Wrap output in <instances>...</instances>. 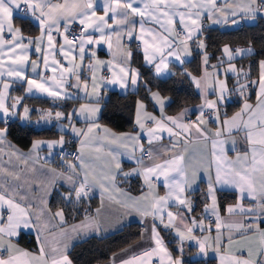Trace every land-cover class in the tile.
I'll return each instance as SVG.
<instances>
[{
	"label": "crops",
	"instance_id": "1",
	"mask_svg": "<svg viewBox=\"0 0 264 264\" xmlns=\"http://www.w3.org/2000/svg\"><path fill=\"white\" fill-rule=\"evenodd\" d=\"M54 3H63V0H53ZM73 0H69L72 3ZM153 0H137L134 7H141L142 11L146 12L144 17L131 16L127 27L121 25L119 28L113 24L112 19H108L109 24H113L116 32L112 35L110 45L101 41L98 45H86L84 60L81 61L78 55L79 45L74 44L71 47L65 46V51L68 52L67 59L64 54L59 51L61 45L65 44L64 37L66 36L64 30L65 22L60 21L59 33L52 31V45L49 47L46 43L47 36L44 37V42L38 46L41 53L47 56L50 68L43 69L41 63V53L36 52L37 45L35 43L29 44V40L36 41L42 34V29L35 19L24 17L19 10L13 12V26L19 29V33L14 35H22L26 39L22 41L27 45L29 51L27 53L29 61H35L39 65L38 71L44 76L51 77V67H59L53 64V61H59L60 65L65 68L70 66V62L77 65L76 71L79 73V82L83 84L88 83L89 98H85L83 89H76L74 85L77 83L72 75L65 76V90L72 94V98L64 99L58 102H53L51 98L39 93H27V84L23 81L18 82L15 78L0 77L3 83L9 84L6 92V105L15 103V98H22L21 103L24 107L29 109H40L48 111L53 114L57 111L68 115L74 109H79L81 105H88L91 108H98L96 113L95 125L92 132L88 133L87 137L75 135L71 128L75 127L78 130L86 132L92 126L90 121H85L83 117H73L68 120L61 119L66 122L67 132L57 129L56 121L52 120L45 125L36 124L35 121L41 117V112L31 111L28 119H22L23 107L15 109L17 116H10L4 118L0 116V129H5V135L0 138V189L10 194L16 203L21 207L27 209L29 216L28 228L17 229L18 234L12 238L3 236L0 238V243L5 245H13L10 252L0 248V258L8 259L9 256L18 257L17 264H51L53 259V250L55 257L67 256L71 264H75L71 257V250L78 243L93 236H106L121 230L130 223H137L140 227V236L137 240L127 244L121 249L115 251L111 257L102 263L97 264H121L122 261L131 260L133 257H142L145 251L154 247V242L151 239V229L153 225L159 233L163 241V246L167 248L168 252L174 260H180L185 264L186 259H214L215 264H234L235 260H247L249 264H259L264 251V201L261 200V187L264 185V171L259 170L260 161L264 160V145L259 142L264 140V128L261 124L264 123V103H261L259 98V85L261 79V66L259 62L258 76L249 78V68L245 64H239L238 60L253 53L251 46H229L235 53L236 49L251 48L252 52L243 56H235L230 62L226 59L224 53L214 62L209 60V54L206 52V42L204 31L201 26L203 20L206 21L207 27L233 28L240 26V24L255 23L259 17L264 18V4L262 0H216L215 9L233 8L237 15L234 17L238 21L235 25L232 24V18H229V13L223 11H208L211 5L208 0H164V3L170 7L163 9L169 13L168 16H158L152 10ZM195 3L201 8L186 9L184 5ZM142 4H148L149 8L144 9ZM252 10L248 15L241 16V11H248L249 6ZM96 16H103V0H95L94 3ZM192 13L189 16V13ZM148 13H151L149 15ZM181 14L183 21H181ZM152 17H156L155 19ZM159 20V23L157 22ZM226 20V23L217 21ZM171 21V22H169ZM192 21L200 26L199 32L192 39L181 40L176 35L177 27L187 31H195V25ZM90 24L98 23L95 18L88 21ZM134 22V23H132ZM141 23L143 24V33H141ZM70 25V24H69ZM68 25V26H69ZM107 29L105 30L107 34ZM131 31L132 36L128 37L127 32ZM186 31V29H185ZM93 39H99L100 33L92 31ZM119 36V39H117ZM67 37V36H66ZM5 41L11 39V34L5 32L3 34ZM68 39V37H67ZM68 41H70L68 39ZM147 41V44H145ZM171 44L169 48L167 45ZM203 47H200V45ZM147 47L148 51L145 52ZM159 56H165L164 64L167 67L156 74L155 65L160 63L159 59H154L148 62L146 57H152L153 53ZM194 49L202 52V71L198 75H191L196 80L202 83L205 78V72L208 73L207 80L213 84L216 89V94H213L210 89L207 95L202 89L192 83L198 93L201 101L197 104L183 107L177 112L171 113L167 110V105L171 101V97L162 94L159 90L154 89L149 92V105L142 98H138L135 103V110L132 116V125L125 130H116L111 125L100 120L103 111L104 102L107 100L112 92L119 94H128L135 92L141 85L142 78L139 69L134 64L135 52H139L142 56L143 63L152 68L153 74L158 78H168L175 74V66H183L193 56ZM19 52V50H17ZM174 52L176 56L180 57L183 63L177 61L175 56L168 55L169 52ZM95 53L94 56L91 53ZM4 71H7L8 53L7 47L3 49ZM131 53L129 57L128 54ZM208 58V64L217 65V69L204 66V57ZM221 60L224 63L221 64ZM100 62V63H98ZM103 62H111L112 67H108ZM229 63L233 64L237 70L238 75H233L231 72H224L228 68ZM94 65L92 70H89L88 65ZM115 65L135 70L139 73L137 85L132 86L130 83L127 88L120 87V83H107L113 79H118L120 73ZM25 71V76L31 78H38L34 73L30 72V66ZM109 72V79H103V71ZM116 72V77L112 73ZM223 72L214 79V73ZM242 73H248L244 76ZM95 77V93L93 92V82L89 77ZM60 79L59 75L56 77ZM223 81L226 85L223 100H219V83ZM257 83H253V82ZM239 82V83H238ZM127 83V81H125ZM240 85H246L243 90ZM18 88L21 93L15 92ZM4 89L0 87V92ZM156 93L165 101L162 110L151 98V94ZM49 100L40 101V100ZM205 100L216 101L215 114L211 119L205 114L204 108L203 117L200 116L201 106L204 105ZM71 103L69 110H64L59 104L64 102ZM73 102H76L75 105ZM143 104V108H140ZM234 104V108H230ZM251 105V110L242 113L233 124H225L224 121H232L237 113H241L244 105ZM67 105V104H66ZM184 113L179 121L183 124H196L203 135L198 133L195 128L190 129V134L184 135H169L168 132L162 131L159 133V138L156 136L148 137L147 129L155 128L156 125L151 122L148 117L154 116L157 120L164 117H178ZM251 117V119H250ZM139 118L140 124L144 126L145 131L141 132L137 124ZM17 120L23 125L35 129H47L54 127L57 133L40 132L33 138L30 147L22 148L15 143L8 135L7 121ZM167 127L172 128L173 132H179V129L172 124L167 123ZM41 126V127H39ZM107 129V131H103ZM220 135L217 136L216 133ZM251 133V139L248 138ZM119 136H138V140H116ZM60 135L65 137L62 147L66 143L68 135L74 139L77 149V156L83 159L84 166L81 167L77 157L68 164L70 159H60L57 157V150L61 145H56L59 141ZM37 141L52 143L53 147L49 148L48 143H43L41 146L33 150V144ZM86 141L85 143H82ZM213 141H216L215 149L213 148ZM56 145V147H55ZM137 145L141 146L143 151L138 150ZM61 147V148H62ZM60 148V149H61ZM59 149V150H60ZM58 150V151H59ZM149 154V157L146 156ZM177 154L183 156L184 165V192L181 199H184L191 204L192 211L189 213L185 211L183 206L174 204L173 200H169L167 205H162L165 212H171L176 216L173 221L174 226L168 225V217H163V223L160 222L159 216L153 217L151 214V205L159 197L168 196V185L173 184L172 180H165L164 175H174L170 170L165 174H160L159 178L155 176L149 181H145L144 169L152 167L154 164H163L165 160L171 159ZM255 156L256 164H252V157ZM217 158L221 169V175L224 176L228 172H237L244 174L245 171L251 170L253 167L257 171L253 174L255 180L256 196L255 198L248 197L241 198L239 188L231 184H219L215 178ZM139 161V162H138ZM231 162V163H229ZM69 165L76 167L70 168ZM117 165L119 167L117 168ZM87 170L89 177V184L91 187H86L87 196H82L76 199L73 187L78 188L70 183L69 177L72 180H78L83 176ZM131 173L130 175H124ZM133 179H138L140 182V190L133 191L130 188V183ZM209 182H211L214 191L215 201L217 205V214L219 216L220 228L217 231V217L209 208L205 211L206 206L212 204L209 193ZM55 190L62 192L66 197L71 196V201L74 207L87 209L91 201L96 204L92 211L83 213L82 216L69 221L66 212L63 208H51L50 201ZM199 191L203 198H207V204L197 209L195 192ZM232 192L236 195L233 202L227 203L221 207L219 203V192ZM176 193L173 192V198ZM241 205L245 209H255L253 213H233L229 214L226 211L227 206ZM80 211V210H78ZM57 212H63V221L56 216ZM147 213V214H146ZM7 212H3V217L7 216ZM178 214V215H177ZM210 216L215 218V222L211 228L207 227V220ZM184 217V222L191 227V219L195 218L198 224L202 227L193 228L191 233L196 239H184L181 241L176 228L179 227V219ZM237 224H242L243 227L239 230L234 227ZM0 227L7 229L9 224L6 219L0 222ZM162 230H167L168 237L164 235ZM180 231H184L181 227ZM22 235L28 236L35 240L33 246H28L21 241ZM188 233L185 232V236ZM171 241L172 243H170ZM205 244V252L200 253L199 244ZM44 247V257H40V247ZM21 252L29 253V257H23ZM163 264H169L168 256L163 253ZM223 257V260L221 259ZM136 264H160L157 256L153 255L151 258H141Z\"/></svg>",
	"mask_w": 264,
	"mask_h": 264
},
{
	"label": "snow or ice",
	"instance_id": "2",
	"mask_svg": "<svg viewBox=\"0 0 264 264\" xmlns=\"http://www.w3.org/2000/svg\"><path fill=\"white\" fill-rule=\"evenodd\" d=\"M137 0H103V16H96V10H95V0H73L72 3H69V0H63V3H54L53 0H0V77H7V78H15L18 82L23 81L27 84V93H39L46 97L51 98L53 102H58L64 99L72 98V94L68 93L65 90V76L72 75L75 77L77 83L74 85V87L78 90L81 88L84 91L85 98H89L88 93V83L84 82L81 84L79 82L80 76L79 73L76 71L77 65H74L70 62V66L65 68L63 65L59 64V61H53L54 65H57L59 67V72H57V67H51V72L53 73L51 77L44 76L40 71H38L39 65L35 61H29L27 53L29 51V48L27 45H24L22 41L26 39L22 35H14V33H19V29L14 28L12 20H13V12L14 10H19L24 17H30L32 19H35L37 23L39 24L40 28L42 29L41 36L34 42L32 40H29V44L35 43L37 45L36 52L41 53V49L38 46L40 43L44 42V37L47 36V45L51 47L52 45V31L55 30L57 33H59V25L60 21L63 20L65 22L64 24V30L65 32L68 31V25L76 22L79 25L82 26L81 33L78 37H76L73 41H68L67 37H64L65 44L61 45L59 51L64 54V58L67 59L68 52L65 51V46L71 47L74 44L79 45L78 48V55L81 61L84 60L85 55V46L86 45H98L103 41L106 44L110 45V40L112 35L116 32V28H119L121 25L124 27H127L129 21V17L131 16H139L144 17L146 15L145 11L141 10V7H134V3H136ZM208 3L211 5L210 8H208V11H212L215 9L216 0H208ZM254 3V0H253ZM262 4H264V0H262ZM142 7L144 9H148V4H142ZM152 10L157 13L158 16H168L169 13L166 11H163V9L170 7L169 5L164 3V0H153L152 2ZM186 9L191 8H201L202 6H199L195 3L192 4H186L184 5ZM216 11H223L229 13V18H232V24L235 25L238 23L237 20L234 19V17L237 15V12L233 8H226L223 10L215 9ZM252 10V6H249L248 11H241L239 15L244 16L248 15L249 11ZM151 15V13H148ZM192 13H189V16H191ZM95 18L98 23L90 24L88 21L91 18ZM156 18V17H152ZM108 19H112L113 24L116 26V28H113V24L108 23ZM181 21H183V15L181 14ZM159 23V20L157 21ZM171 22V21H169ZM220 23H226V20L223 21H217ZM134 23V22H132ZM192 23L195 25V31H187V25H184L186 31H185V39H192L195 35L198 34L200 26L196 23V21H192ZM89 29H92V31H98L100 33L99 39H93L92 34L89 32ZM107 31V34L105 30ZM141 33H143V24L141 23ZM7 32L11 34V39L5 41L3 38V34ZM128 37L132 36V32L129 31L126 33ZM117 39H119V36H117ZM145 44H147V41H145ZM169 48L172 47L171 44L167 45ZM7 47L8 53L10 55L8 56L9 63L7 64V71L5 72L4 69V60H3V49ZM200 47H203L201 44ZM19 50V52L17 51ZM148 49L145 48V52L147 53ZM159 49H157L152 57H146L148 62H151L154 59H159L160 63L155 65L156 74L159 75L161 72L167 67L166 64H164L165 56L163 54L157 56L156 52H158ZM225 56L226 59L230 62L234 59L235 56H243L248 53L252 52L251 48H243V49H236L235 53L233 50L228 46L225 45L221 50ZM92 56L95 55V53H91ZM168 55L175 56L178 62L183 63L182 60H180L179 56H176L174 52H169ZM128 56H131V53L128 54ZM41 63L43 65L44 70H48L50 68V63L47 58V56L43 55L41 53ZM100 63V62H98ZM106 66L112 67L111 62H103ZM221 64L224 63V60H221ZM30 66V72L34 73L38 78L34 79L31 78V76L26 77L25 71L28 70V67ZM204 66L211 67L213 69H217V65H210L208 64V58L205 55L204 57ZM260 66L262 69L261 72V79L258 82L260 93L259 98H261V103H264V61L260 62ZM118 72L120 73L118 79H113L111 81H107V83H120V87L127 88L129 83L132 86L137 85V80L139 73L135 72V70L121 67L120 65H115ZM89 70H92L94 68V65L89 64L88 65ZM224 72H231L233 75H238L237 70L235 66L231 63H229V66L227 69L224 70ZM186 75H189L190 79H192L195 83V86L198 89H202L205 95H207V92L211 89L213 94H216V89L213 87V84L210 83L207 80L208 73L205 72V78L203 83L200 80H196L194 77H191L190 74L185 73ZM223 74V72H217L214 73V79L218 75ZM244 76H247L248 73H242ZM57 75H59L60 79H57ZM113 77H116V72L112 73ZM89 79L93 82V92L95 93V77H89ZM127 81V83H125ZM219 83V100H223L224 93L226 90V85L223 81H217ZM239 83V82H238ZM257 83V82H253ZM0 87L4 89L3 92H0V116L4 117L5 119L12 116H17V112L15 109L18 107H23V117L22 119H28L29 113L31 111H38L41 112V117L39 120L35 121L36 124L40 123H50L52 120H61L65 119L69 122L72 120V118L75 117H83L85 121H90L92 123V126L87 129L86 132L76 129L75 127L71 128V131L77 135H83L87 137L88 133L92 132L93 128L96 127L95 120H96V113L99 112L98 108H91L88 105H81L79 109H74L72 113H69L68 115H65L62 112H55L54 114L48 110H40V109H29L28 107H24L21 103L22 98L17 97L15 98V103H11L10 105H6L5 99H6V92L7 89L10 87L9 84L3 83V80L0 79ZM145 88H147V84L144 85ZM241 89L246 87V85H240ZM150 91V89H149ZM151 98L154 100V102L158 105V108L160 110L163 109L165 101L161 99L158 94L152 93ZM216 101H208L205 100V103L203 106H201L200 116L203 117V110L204 108L215 110L216 109ZM143 104H140V108H143ZM252 106L245 104L244 109H242L241 113H237L236 116L233 117L232 121H224L225 124H233L238 118L241 117L242 113L246 112L247 110H251ZM184 113H181L178 117H171L167 116L164 117L161 120H157L154 116L148 117V119L153 122L156 127L155 128H149L147 129V135L148 137L156 136V138H159V133L162 131H167L169 135H188L190 134V129L195 128V130L203 135L200 128L196 124H183L179 121L183 117ZM251 119V117H250ZM172 124L174 127L179 129V132H173L172 128L167 127V124ZM137 124L139 126V130L141 132L145 131L144 126L140 124L139 118L137 119ZM261 127L264 128V123L261 124ZM103 131H107V129H103ZM6 130L0 129V138H3L5 135ZM264 134V133H262ZM115 137V134H112ZM217 136L220 135L219 132L216 133ZM249 139H251V133H249L248 136ZM139 137H130V136H119L115 137L113 143H115L116 140H138ZM86 141H83L82 143H85ZM48 143V142H42L37 141L33 144V150L38 149L41 144ZM64 143L63 137L57 142H55L56 145H62ZM213 148L215 149L216 141H213ZM261 145H264V140H261L259 142ZM48 147H53L52 143H48ZM138 150L143 151L142 147L137 145ZM77 159L79 160V164L81 167L84 166L83 159L80 156H77ZM183 156L177 154L176 156L172 157L171 159L165 160L163 164H154L152 167H148L144 169V177L145 181H149L152 177L159 178L160 174H165L168 170H170L174 175H164L165 180H172L174 181L173 184L168 185V196L167 197H159L157 200L153 202L151 205V214L153 215L154 219L155 217L159 216L160 222L163 223V217L167 215L168 217V225L167 226H174L173 221L176 219V216H174L171 212H165L164 207L162 205H167L169 200H173L174 204H178L180 206H183L185 211L191 212V204L190 202L181 199V196L184 192V187L182 186L184 182V165H183ZM139 162V161H138ZM231 163V162H229ZM252 164H256V158L255 156L252 157ZM70 168H75V165H69ZM119 165H117V168ZM259 170L264 171V160L260 161V167ZM257 171L255 167H253L249 171H245L244 174H240L237 172H228L225 173L224 176L221 175V169L219 164V158H217V164H216V172H215V178L217 183L219 184H231L235 187L239 188L240 196L241 198H244L246 195L251 198H255L256 196V188H255V180L253 178V174ZM131 173H125L124 175H130ZM70 183H72L74 186L76 184L79 185L78 188L73 187V191L75 192L76 199H80L82 196H87L88 192L85 190L86 187H91L89 184V177L87 175V170L85 169V173L83 176L79 177L78 180H72L71 177L68 178ZM214 189L211 186V182H209V193L213 194L211 196L212 198V204L210 206L205 207V211H209V208L211 209L212 213L216 215L217 217V231H219L220 224H219V216L217 214V205L215 201L214 196ZM173 192L176 193L175 197L173 198ZM261 200L264 201V185L261 187L260 192ZM66 199H71V196L66 197ZM7 212V216L3 217V212ZM226 211L229 214L233 213H253L255 212V209H245L241 205L233 206H227ZM147 214V213H146ZM178 215V214H177ZM56 216L60 218L61 221H63V212H57ZM3 219H6L9 227L7 229H4L0 227V238L3 236H7L9 238H12L18 234L17 229L20 228H28L31 225L29 224V216L27 209L20 206V204L16 203L12 198H10V194L6 193L4 190L0 189V222H2ZM188 219H191V227L187 223L184 222L185 218L180 217L179 219V227L176 228V231L179 235V238L181 241L184 239H196V237L192 236L191 233L193 231V228L202 227L201 224H198L195 218L189 217ZM183 228L184 231H180V228ZM234 227H236L238 230L243 227L242 224H237ZM185 232L188 233L187 236H185ZM151 239L154 242V247H152L150 250L145 251L142 254V257H133L131 260L122 261L121 264H136L138 260L141 258L148 259L151 258L153 255L157 256L160 260V264H163V257L160 255L163 253L165 256H168L169 264H182L180 260H174L171 257V254L168 252L167 248L163 246V241L159 236V233L156 231L155 226L153 225L151 229ZM13 245L10 243L5 245L3 243H0V248H3L5 251L10 252ZM200 253L205 252V244L201 242L199 244ZM40 257L39 259H43L44 257V247L41 246L40 249ZM21 255L23 257H29V253L27 252H21ZM53 259L51 261V264H71V262L68 260L67 256H61L59 258L55 257V251L53 250ZM262 256H264V251H262ZM223 260V257L221 258ZM18 257L9 256L8 259L0 258V264H17ZM234 264H249L247 260H235ZM260 264H264V259H261Z\"/></svg>",
	"mask_w": 264,
	"mask_h": 264
},
{
	"label": "trees",
	"instance_id": "3",
	"mask_svg": "<svg viewBox=\"0 0 264 264\" xmlns=\"http://www.w3.org/2000/svg\"><path fill=\"white\" fill-rule=\"evenodd\" d=\"M206 42V52L209 54L211 62L217 61L222 55V48L225 45L229 46H251L253 53L238 60L239 64H246L249 68V78L258 76L259 62L264 60V18L259 17L255 23L242 24L233 28L208 27L204 31ZM134 64L141 73L142 82L138 90L128 94H119L112 92L104 102V107L100 120L111 125L116 130H125L132 125V116L135 110L136 100L140 97L149 105V92L157 89L162 94L171 97V101L167 105V110L171 113L177 112L185 106L197 104L201 101L200 94L194 87L191 75H198L202 71V52L194 49L192 58L183 64V66H175V74L162 79L156 77L152 68L143 63L142 56L139 52H135ZM147 84V88L144 85ZM19 88V87H18ZM15 92H18L19 89ZM150 89V91H149ZM21 93V90H19ZM49 101V100H40ZM59 104L64 110L71 108V103L64 102ZM76 102H73L75 105ZM67 104V105H66ZM231 109L234 104H231ZM8 126L9 137L22 148H28L33 142V138L40 132L57 133L58 131L52 127L43 130H38L27 125L19 123L17 120L6 122ZM70 135L66 138L69 139ZM65 143V144H66ZM59 157V151L57 153ZM71 159V158H66ZM130 188L133 191L140 190V182L138 179H133L130 183ZM197 209L201 210L207 204V198H203L199 191L195 192ZM236 195L232 192H219V203L224 207L227 203L233 202ZM96 202L91 201L87 209L78 208V211L71 201H67L62 192L55 190L50 205L51 208H63L66 212L67 219L72 221L83 213L92 211ZM264 224V223H263ZM164 235L168 237L167 230H162ZM140 236V227L137 223H130L121 230L106 235L93 236L78 242L71 250V257L75 264H97L107 261L111 255L126 246L127 244L137 240ZM21 241L28 246H33L35 240L26 235H22ZM172 243L171 241H169ZM185 264H215L214 259H186Z\"/></svg>",
	"mask_w": 264,
	"mask_h": 264
},
{
	"label": "built area",
	"instance_id": "4",
	"mask_svg": "<svg viewBox=\"0 0 264 264\" xmlns=\"http://www.w3.org/2000/svg\"><path fill=\"white\" fill-rule=\"evenodd\" d=\"M240 25H242V23ZM201 26L203 29H206L207 24H206L205 20H203L201 22ZM81 30H82V26L76 22H73L68 26V31L65 32V34L70 41H73L76 37L79 36V34L81 33ZM176 35L179 39L185 40V29L182 27H177ZM210 65H212V64L210 63ZM103 79L104 80L109 79V72L107 70L103 71ZM205 114L209 117V119L212 120V118L215 114V110L206 109ZM10 121L11 120L8 119L7 122H10ZM74 142H75L74 139L72 137H69V139L67 140V143L59 150V157L60 158L75 159L77 157L78 153H77V149H76ZM146 156L149 157V154H146ZM214 222H215V218L213 216H210L207 220V227L211 228L213 226ZM259 264H260V262H259Z\"/></svg>",
	"mask_w": 264,
	"mask_h": 264
},
{
	"label": "rangeland",
	"instance_id": "5",
	"mask_svg": "<svg viewBox=\"0 0 264 264\" xmlns=\"http://www.w3.org/2000/svg\"><path fill=\"white\" fill-rule=\"evenodd\" d=\"M30 108V107H29ZM54 121V120H53ZM56 121V126H57V129H59V130H61V131H63V132H67V130H66V128H67V126L68 125H66V122H64L63 120H55ZM46 123H43V124H41V126L42 125H45ZM41 126H39V127H41ZM61 137H63V140H65V137L63 136V135H60V138ZM55 147H56V145H55ZM62 147V145L58 148V150L60 149ZM58 150H57V153H58ZM60 159H66V158H60ZM73 160L74 159H70V160H68V164H70L71 162H73Z\"/></svg>",
	"mask_w": 264,
	"mask_h": 264
}]
</instances>
